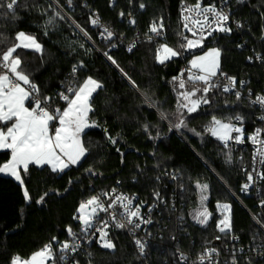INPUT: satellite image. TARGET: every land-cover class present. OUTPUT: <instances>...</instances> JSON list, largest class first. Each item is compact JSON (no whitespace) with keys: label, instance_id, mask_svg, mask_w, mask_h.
Masks as SVG:
<instances>
[{"label":"trees","instance_id":"16d2710c","mask_svg":"<svg viewBox=\"0 0 264 264\" xmlns=\"http://www.w3.org/2000/svg\"><path fill=\"white\" fill-rule=\"evenodd\" d=\"M51 1L20 0L27 6L18 7L15 18L0 16V53L17 43V33L33 36L41 52L19 48L14 56L19 55L21 67L40 96L50 98L61 110L67 106L58 99L63 88H77L89 77L103 87L91 98L88 120L95 127L81 136L87 152L78 165L63 172L31 165L26 173L20 171L23 184L0 174V264H11L14 256L28 260L49 243L59 251L81 233L80 205L111 188L135 196L142 205L153 202L158 192L165 197L166 205L158 217L160 226L152 231L154 238L148 248L151 264H177L171 258L177 252L194 255L211 245L218 235L219 204L230 206L232 229L223 235L224 243L229 244V237L234 236L238 245L250 247L244 255L224 254L222 264L233 260L264 264V258L253 254L264 241V233L245 209L256 212L257 200L241 194L247 175L244 168L250 160L248 150L226 146L208 131L213 117L233 123L240 116L247 132L259 124V111L245 96L249 92L264 96V0H223L241 26L240 35L216 33L194 50L181 47L186 44L181 6L211 0H71V4L54 0L57 5ZM92 15L113 33L107 42L92 27ZM153 22L163 23L162 35L150 32ZM129 41L140 42L128 50L124 43ZM161 45L180 55L159 63ZM212 48L221 52L217 77L234 78L240 98L224 92L218 83L206 94L209 103L182 114L185 126L178 129L181 81L189 90L200 89V94L205 87L202 81H189L185 69L194 56ZM253 53L261 56L260 65L250 61ZM4 72L0 69V74ZM10 158V151L0 152V167ZM171 175L181 187L176 195ZM197 183L208 185L206 209L210 215L206 224L191 217L199 202ZM25 190L30 197L27 201ZM173 201L176 206L171 208ZM113 238L112 250L92 248L93 264L140 263L123 231L114 230ZM229 245L231 250L235 248Z\"/></svg>","mask_w":264,"mask_h":264},{"label":"snow or ice","instance_id":"6c2138e0","mask_svg":"<svg viewBox=\"0 0 264 264\" xmlns=\"http://www.w3.org/2000/svg\"><path fill=\"white\" fill-rule=\"evenodd\" d=\"M68 2L71 4V0H68ZM26 6V4L21 5L20 0H0V16L11 15L15 18L16 9L18 7ZM140 7L143 8L144 5L141 4ZM182 12H195L197 16H200L202 13H212L215 17V28H213V31H231L229 27L225 26L230 19L229 15L224 13L222 10L218 11L215 6L205 7L201 11V4L198 2L194 7L182 8ZM57 15H59V13H57ZM184 18L187 21L190 19V16H185ZM50 22L51 20L49 23ZM193 22L196 24L201 23L199 20H194ZM92 24L99 25V19L97 18L92 20ZM204 24L211 27V23L209 22L207 15H204ZM184 27L189 31H192V29L188 27L187 23H185ZM162 29V22L159 24L153 22L150 27V32L154 33L156 36H160L162 35ZM202 30L203 26L201 27V31ZM104 32L107 33V38H111L113 36V33L107 28H104ZM193 35H196V33L193 32ZM15 39L19 41V43L8 47L6 51L0 53V62H2L0 63V66L8 70L7 73L0 74V122H4L6 127V131L0 130V148L11 150V160L0 167V172H6L14 176L17 181L23 184V180L20 175L21 168L26 173L30 164H49L52 166L53 171H63L70 164L78 163L81 157L85 156L87 149L82 143L80 135L85 128L95 126L94 123L93 125H89L88 123V113L92 111L90 102L93 93L103 86L98 81L89 77L79 87H69L67 92L71 95H66L64 93L60 94V97L67 102V106L63 110L59 108L51 109V106L48 103L50 98L39 97V89L30 81L29 76L25 74L24 69L21 67L22 61L19 55H13L17 52L18 48H31L39 52L42 50L41 45L33 36L26 35L24 32L17 33ZM149 39H151V37H149ZM204 39L205 37L203 35H201L198 40H190L185 37L186 44H182L181 47L187 49L199 47ZM157 51L160 53L157 55V60L160 63H164L165 60L180 55L179 52L174 51L167 45H161ZM105 55H107V53H105ZM220 55V50L213 48L207 51L204 55L198 56L191 61V67L199 69L202 74H190L188 76V80L202 81L205 85L202 89L204 94H207L214 86L211 83V78L217 75L220 68ZM109 59L112 58L109 56ZM112 62L114 64L116 63L115 60ZM73 71L75 72L76 68H74ZM125 75L127 74L125 73ZM11 77H14L15 79L13 80ZM228 79L231 83L235 84L234 78L229 77ZM20 82H23L24 85H29L30 88L26 90L21 86ZM132 85L133 87H136L134 81H132ZM184 87L185 84L181 81L180 88ZM229 90V88H224V91ZM196 91H200V89L181 93V95L185 100H190V97L194 96ZM34 93L36 95H33ZM236 96L239 99L240 93L237 92ZM202 100L203 103H209L206 98H202ZM26 101H30L29 106H26ZM190 103L191 107H189L188 104H184L182 107L187 108L188 112L191 113L196 111L197 107L201 103V100H190ZM253 103H259L261 106H264V96H257ZM161 115L162 118L167 119L164 114ZM235 119L239 121L241 117L236 116ZM261 119H264V116H262ZM53 121H58V126L52 125ZM50 126L54 129L52 133H50ZM184 126L185 124L183 120L175 125L178 129ZM144 127L145 130H147L148 126L145 125ZM208 131L211 132V135L223 141L225 145H227V142L232 139H235L238 143L242 142L241 136L237 135L236 137H232L231 135L232 132L241 133V128H237L231 123H222L215 117H213L212 127L209 128ZM258 135L259 130H257L256 136L251 137L254 143L258 142ZM112 143H116V141L113 139ZM257 152L261 158L260 163L264 164V151L258 149ZM230 161L231 157L229 156V162ZM259 175L261 179H264V173H260ZM248 180H253V176L250 173L248 174ZM197 187L200 188L202 192H205L208 185L197 183ZM248 187L249 184H245L242 190H247ZM24 197L26 201L30 199L27 190L24 191ZM116 199L121 201L123 204L127 213L126 219L128 225L131 226V229L134 231L136 228H139L140 224L134 218H140V209L136 208L135 211H132L129 207V205L132 204V200L127 197H116ZM206 199V196H202V201ZM42 200L43 197L39 202H42ZM125 200H127V203H123ZM262 203H264V201H262ZM90 206L91 213L86 211V209ZM111 206L112 205L110 204L108 207ZM229 207L230 206L227 204L222 206L224 210H228ZM97 208L101 211H107V207L100 202L98 197H92L86 203H82L80 205L78 209L80 216L78 218L85 226L84 232H87L88 229L92 227L91 216L96 213ZM209 215L210 214L205 209L203 212H198L195 218L200 224H206ZM113 219H115V216H113ZM144 222L147 223L150 221ZM219 223L220 225H223V227H220L221 232H224L226 229H230L231 227L228 216H225ZM116 227L123 228L125 225L123 223H118ZM68 231L70 235H75L72 233L71 229H68ZM106 237L107 233L101 231V246L107 249L114 248L115 245L110 240H107ZM135 244L137 245L140 254H143L145 243L140 239H137L135 240ZM78 247L79 246L76 244L70 246L68 243H64L61 248L62 254L59 259L61 261L66 260L63 253L69 250L75 252ZM211 251L215 252L216 250L212 249ZM52 257V245L49 243L44 245L41 250L33 253L30 260L21 261L19 256H14L11 260V264H46V262ZM181 257L186 259L183 257V254H181ZM199 259L201 264H203L205 257L201 256Z\"/></svg>","mask_w":264,"mask_h":264},{"label":"built area","instance_id":"2783aa9c","mask_svg":"<svg viewBox=\"0 0 264 264\" xmlns=\"http://www.w3.org/2000/svg\"><path fill=\"white\" fill-rule=\"evenodd\" d=\"M54 3L55 1L52 0ZM201 4V11L205 7L209 6H215L217 10H222L224 13L228 14L230 19L228 20L227 24L225 25L226 27H229L232 32H235L240 35L241 31V26L240 24L233 18L232 16V11L227 5L226 1L223 0H211L210 3L208 4H203L202 1H199ZM197 4V3H196ZM194 5H182L181 10H180V17H181V22H182V27H183V32L184 36L182 39L186 42L185 37L190 40L194 39H200V36L203 35L205 39H208L209 37H212L216 33H222L220 31H213V28H215V17L213 16L212 13H207V14H201L200 16H197L195 12L188 13V12H182V8L185 7H194ZM57 5V3H55ZM204 15L208 16L209 22L211 23V27L208 25L204 24ZM185 16H190V19L187 21L185 20ZM99 19L96 15L91 16V25L92 27L97 28V33L100 39L104 40V42H107L111 38H107V33L104 32V28L108 27L101 22L99 19V25H94L92 24V20L94 19ZM194 20H199L201 23L196 24L193 21ZM131 24H133V20H129ZM185 23L188 24V27L192 29V31H189L184 27ZM203 26V30L201 31V27ZM109 30V29H108ZM110 31V30H109ZM229 31V32H231ZM193 32L196 33V35H193ZM211 33V34H209ZM140 41H129L124 43L125 47L129 50H133L137 43ZM119 45H122V42L119 43ZM259 57V58H258ZM250 61H253L260 65L262 63V58L256 53H253L252 56L250 57ZM2 63V62H0ZM0 69L5 71L7 73V69L3 68L0 66ZM185 71L188 73V75H197L199 73H195L190 71L189 67L185 69ZM14 80L15 78L12 77ZM215 79V81H213ZM211 83L214 85L213 87H216L218 83H222L221 88L224 91V88H229V91H224L226 93H237L239 92L237 90L236 84H233L229 81V79L222 77L218 78L217 75L215 77L211 78ZM26 90L30 88L29 85H24ZM69 87L75 88V85H69L65 88H63L59 93H58V99L59 101H64L61 97L60 94L64 93L66 95H71L70 93L67 92V89ZM240 93V92H239ZM33 95H36L35 93ZM39 97L40 94H38ZM241 95V93H240ZM257 96H262V95H252L250 92L246 94V99H248V102L254 106L256 109L259 111V124L254 127L253 131L247 132L243 123V120L240 119L239 121L235 120L232 125H234L237 128H241L242 132L241 133H236L232 132L231 135L232 137H236L237 135L241 136V141L242 142H236L235 139L229 140L227 142L226 146H233L237 148H241L243 150H248L249 153V165L244 168V171L247 173L246 175V180L243 184H249V187L247 190H242L243 186L241 188V194L245 195L246 197H253L256 198L257 200V208L258 210L254 213H251L245 206L242 204L240 199L234 194L233 196L242 204V206L247 210L248 214L250 215L251 219L254 221V223L258 226V228L261 230V232L264 233V198L262 197L264 194V179L260 178V173H264V164L260 163V156L257 152L258 149L264 151V119H261L262 116H264V106H261L259 103H253V101L256 100ZM27 106L30 105V101H27ZM48 103L51 106V109H56L59 108L58 105H52L50 101ZM60 109V108H59ZM57 121H54V124H56ZM257 130H259V135L257 136V143H254L253 140L251 139L252 136L257 135ZM222 143L225 145V143L222 141ZM251 174L253 176V180L249 181L248 180V174ZM170 181L172 183H175V188L173 191L174 195H176L179 191H181V187L176 184L177 179L175 175L170 176ZM158 194V195H157ZM94 197H98L100 202L107 207V211H101L99 208H97L96 213L91 216V223L92 227L88 229L87 232H84V225L81 229V233L70 243H68L70 246L73 244L78 245L79 247L75 252L72 251H66L63 253V255L66 257V260L61 261L59 259L61 253V249L59 251H55L54 248L52 247V252H53V257L49 259L47 262L48 264H93L92 263V248H100L104 250H112V249H107L103 248L102 241H101V231L107 233V240H110L114 244V238H113V231L114 230H119L123 231L128 238L130 239L132 245L135 247L136 253L140 257V263L139 264H151L149 261V253H148V248L152 243V240L154 238L153 230L158 228L160 226V222L158 220V217L160 216L161 213V208L166 205V199L163 195H161L160 192L156 193L154 195V201L151 202L149 205H142L141 203L138 202V199L135 196H130L122 191H120L117 188H111L109 190H101L99 191ZM116 197H127L132 200V204L129 205L130 209L132 211H135L136 208L140 209V218H134L137 220V222L140 224L139 228H136L134 231L131 229V226L128 225L126 216L127 213L125 211V208L123 207V204L121 201L117 200ZM87 202V201H86ZM123 203H127V200L123 201ZM112 205L111 207H108L109 205ZM175 202H171V208H174ZM91 207V206H90ZM113 216H115V219H113ZM225 216H228L230 219V207L228 210H224L222 208V205L217 208V231L218 235L214 237L212 240L211 245L206 247L202 252L198 254H190V253H182V252H177L175 255H173L171 258L174 260L173 262L177 264H201L200 262V257L204 256L205 259L203 261V264H222L224 261V254H227L229 252H232L234 254H239V255H244L247 253L248 250H250V247L246 249L242 245H238V239L234 236L229 237V244L235 245V248L231 250L229 247V244H225L223 241V235L231 233L232 227L230 229H226L224 232L220 231V227H223V225H220V221L224 219ZM142 218V219H141ZM179 220L181 217L178 218ZM144 221H150V222H144ZM182 221V220H180ZM118 223H123L125 227L119 228L116 227ZM230 224H231V219H230ZM156 232V231H155ZM140 239L142 242L145 243V249L144 253L140 254L137 245L135 244V240ZM173 241L178 242L177 239L174 237ZM259 249H255L253 251V254L256 258H264V241L259 243ZM215 249V252H212L211 250ZM181 254H183V257H181ZM231 264H238L237 260H233Z\"/></svg>","mask_w":264,"mask_h":264},{"label":"rangeland","instance_id":"374dc122","mask_svg":"<svg viewBox=\"0 0 264 264\" xmlns=\"http://www.w3.org/2000/svg\"><path fill=\"white\" fill-rule=\"evenodd\" d=\"M52 2V1H51ZM53 3V2H52ZM54 4V3H53ZM55 5V4H54ZM64 13V12H63ZM81 32H82V34L88 39V40H90L89 38H88V36H87V34H85L82 30H80ZM154 34V33H153ZM194 40H198V39H194ZM205 40V39H204ZM204 40L202 41V44H201V46H199V47H195V48H192L193 50L194 49H198V48H200V47H202L203 46V44H204ZM17 43H19V41H17ZM19 49V48H18ZM22 49H26V48H22ZM26 50H30V49H26ZM31 51H35V50H31ZM35 52H37V51H35ZM39 52H41V51H39ZM15 54V53H14ZM13 54V55H14ZM158 54H160V53H158ZM176 57V56H175ZM175 57H172V58H175ZM172 58H170V59H168V60H171ZM168 60H165V62L166 61H168ZM158 61V60H157ZM159 62V61H158ZM160 63V62H159ZM189 76V75H188ZM194 82H198V81H194ZM185 84V83H184ZM21 86L22 87H24L25 88V86H24V84L23 83H21ZM26 89V88H25ZM196 90V88L195 89H191V90H189L188 89V87H184V88H181V92L179 93V96H178V99H179V117H178V121H181V117H182V114L184 113V112H187V113H190V112H188V109L187 108H185V107H182V105H184V104H188V106L189 107H191V103H190V100H197V99H200L201 100V103L199 104V106L197 107V109H196V111L202 106V105H205L206 103H203V100H202V98H205L206 97V94H204V93H202V94H200V92L199 91H196V94L194 95V96H192V97H190V100H185L184 98H183V96L181 95V93H185V92H189V91H195ZM27 106V105H26ZM192 113V112H191ZM88 115H89V113H88ZM222 122V121H221ZM88 123H89V125H93L92 123H90L89 122V120H88ZM222 123H231V122H222ZM232 124V123H231ZM95 126H90V127H87V128H85L84 129V131L82 132V133H84L85 131H87V130H90V129H92V128H94ZM211 127H212V125H211ZM210 127V128H211ZM81 133V134H82ZM215 137V136H214ZM80 138H81V135H80ZM217 140H219L217 137H215ZM219 141H221V140H219ZM222 142V141H221ZM4 150H10V149H4ZM0 174L2 175V176H8V177H12L13 179H15V177H13L12 175H10V174H8V173H6V172H0ZM16 180V179H15ZM17 181V180H16ZM19 182V181H18ZM202 196H206L207 197V190L205 191V192H202L201 191V189L200 188H198V200H199V202H198V206L192 211V214H191V217H192V220L193 221H195L196 223H198V224H200L199 222H198V220L195 218L196 217V215H197V213L198 212H203L205 209H206V202H207V199L206 200H203L202 201ZM223 206V205H225V204H219V205H217V208L219 207V206ZM207 210V209H206ZM86 211L87 212H89V213H91V207H89L88 209H86ZM208 212V211H207ZM79 215H80V212H79ZM81 221V220H80ZM81 223H82V221H81ZM31 258V257H30ZM30 258L28 259V260H30ZM21 261H24V260H21ZM49 261V260H48ZM47 261V262H48ZM46 262V264H48Z\"/></svg>","mask_w":264,"mask_h":264},{"label":"crops","instance_id":"0c3cea01","mask_svg":"<svg viewBox=\"0 0 264 264\" xmlns=\"http://www.w3.org/2000/svg\"><path fill=\"white\" fill-rule=\"evenodd\" d=\"M26 49H30V50H34V49H31V48H26ZM213 49V48H212ZM217 49V48H216ZM210 50V49H209ZM209 50H207V51H209ZM206 51V52H207ZM205 52V53H206ZM205 53H203V54H200V55H198V56H202V55H204ZM221 53V52H220ZM198 56H194L192 59H191V61L193 60V59H195L196 57H198ZM220 59H221V55H220ZM191 61H190V64H189V69H190V71H192V72H195V73H199V74H202V73H200V70L199 69H194V68H192L191 67ZM219 70H220V68H219ZM219 70H218V73H219ZM6 72H4L3 74H5ZM217 73V74H218ZM9 75L11 76V74L9 73ZM12 78V77H11ZM20 83H23V82H20ZM98 90V89H97ZM95 93V92H94ZM93 93V94H94ZM26 105H27V101H26ZM52 125H54V121L52 122ZM9 126H10V124H9ZM54 126H58V121H57V124L56 125H54ZM0 130H5L6 131V127H5V124H4V122H0ZM54 131V129L50 126V133H52ZM83 134V133H82ZM82 134H81V136H82ZM5 148H0V152H3V151H10L11 152V150H4ZM84 158V156L83 157H81V159L78 161V163H76V164H70L67 168H65L63 171H65L66 169H68V168H70V167H75L76 165H78L80 162H81V160ZM10 160H11V158H10ZM9 160V161H10ZM8 163V162H7ZM6 164V163H5ZM31 165H35V166H38V167H44V166H48L49 168H51L52 169V166L51 165H49V164H44V165H37V164H30L29 166H31ZM22 170V168L20 169V171ZM63 171H59V170H57V171H55V172H63ZM14 177V176H13Z\"/></svg>","mask_w":264,"mask_h":264}]
</instances>
